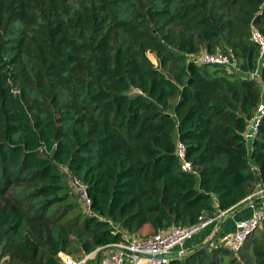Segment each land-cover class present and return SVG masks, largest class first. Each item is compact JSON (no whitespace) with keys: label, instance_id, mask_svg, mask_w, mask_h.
I'll return each mask as SVG.
<instances>
[{"label":"trees","instance_id":"16d2710c","mask_svg":"<svg viewBox=\"0 0 264 264\" xmlns=\"http://www.w3.org/2000/svg\"><path fill=\"white\" fill-rule=\"evenodd\" d=\"M254 30L264 0H0V264H64L247 203L264 183V116L245 139L264 98ZM204 51L236 68L194 63ZM252 252L264 264V238ZM234 255L208 244L170 264Z\"/></svg>","mask_w":264,"mask_h":264},{"label":"built area","instance_id":"2783aa9c","mask_svg":"<svg viewBox=\"0 0 264 264\" xmlns=\"http://www.w3.org/2000/svg\"><path fill=\"white\" fill-rule=\"evenodd\" d=\"M252 40L260 47L259 56V70L250 74L253 78L260 81V68L264 62V36L258 31L254 30ZM191 59L198 65H221L227 69L236 68L229 57L217 53L211 54L208 52H201L197 55H192ZM238 72V71H237ZM141 93L137 90H132V94ZM264 116V98L258 106L255 117L251 120L248 129L245 132V139L250 145L257 137L259 125ZM177 155L182 161V169L185 172H194L192 164L186 161V146L178 142ZM66 174V180L75 195L78 196L84 210L87 214H91L92 200L88 194L85 184L76 176L71 174L67 168L63 170ZM264 198V183L247 199L253 208V214L246 220L237 222L236 230L229 239L228 249L234 252H240L248 240V237L258 230L264 222V208H257L253 203L254 198ZM250 201V202H249ZM228 212H223L217 217L202 221L198 225L191 227H174L167 231L152 235L144 240H131V237L125 236V241L107 246L109 253L104 255L98 264H170L172 259L169 258L172 254H179L178 259L184 257V252L179 248L187 241L192 240L197 234L206 229L210 224L216 220L227 215ZM106 250V251H107ZM62 262L64 264H85L86 257L75 259L72 256L62 254ZM176 260V259H173Z\"/></svg>","mask_w":264,"mask_h":264},{"label":"crops","instance_id":"0c3cea01","mask_svg":"<svg viewBox=\"0 0 264 264\" xmlns=\"http://www.w3.org/2000/svg\"><path fill=\"white\" fill-rule=\"evenodd\" d=\"M260 185L261 182H258L255 191L260 187ZM252 200L257 208H264V198L259 197V198H254ZM253 211L254 210L251 207L250 203L249 204L247 203L239 208L232 209L231 211H229L228 215H225L224 217L210 224L206 229H204L202 232L197 234L190 242L188 243L185 242L186 244L184 243L179 248V250L184 252V257H185L190 253H192L197 248L201 247L202 245L210 244L211 246H215V248L222 246L228 247V244L230 242L229 239L236 230L237 222L248 219L253 214ZM224 219L225 221H223ZM142 231H147V232L149 231L153 233L150 226L144 227ZM107 253H109V250L102 252H100L99 250L90 255H87L85 256L86 257L85 264H98L100 259Z\"/></svg>","mask_w":264,"mask_h":264},{"label":"rangeland","instance_id":"374dc122","mask_svg":"<svg viewBox=\"0 0 264 264\" xmlns=\"http://www.w3.org/2000/svg\"><path fill=\"white\" fill-rule=\"evenodd\" d=\"M148 58L152 61V63L154 65H158V61L156 59V56L155 54H152V53H148ZM229 213V212H228ZM227 213V214H228ZM246 220V219H245ZM153 233L152 232H147V231H142L141 233H139L138 235L134 236H129L131 237V240L133 241H137V240H144L146 237L152 235ZM252 238H255V239H252V240H248V242L244 245V247L242 248L241 252H234V257L238 260L237 262L238 263H235V264H246V262L244 261L243 257H242V251L246 252L248 254V258L251 260L252 264L255 263V258H254V255H253V252H252V244L254 242V240H259L260 238V241L264 238V224L251 236ZM191 240L187 241L186 243L190 242ZM185 243V244H186ZM228 249L227 247L225 246H222V247H218V248H215V246H211L210 245V249ZM74 257L75 259H81L83 258L84 256H72ZM218 260H220V258L217 256ZM232 262V259L230 258H224L223 259V264H230Z\"/></svg>","mask_w":264,"mask_h":264},{"label":"water","instance_id":"95a60500","mask_svg":"<svg viewBox=\"0 0 264 264\" xmlns=\"http://www.w3.org/2000/svg\"><path fill=\"white\" fill-rule=\"evenodd\" d=\"M248 203V202H247ZM247 203H245V204H247ZM244 204V205H245ZM243 206V205H242ZM228 215V214H227ZM223 221H225V219L223 220ZM108 249V247H105V248H102V249H100V251L102 252V251H106ZM180 256H179V254H177V253H175V254H172V255H170L169 256V258L170 259H178Z\"/></svg>","mask_w":264,"mask_h":264}]
</instances>
